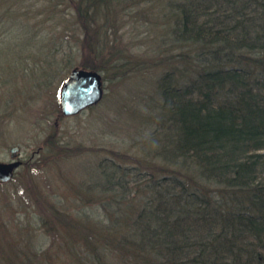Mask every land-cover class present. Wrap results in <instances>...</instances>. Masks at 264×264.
<instances>
[{
    "label": "trees",
    "instance_id": "obj_1",
    "mask_svg": "<svg viewBox=\"0 0 264 264\" xmlns=\"http://www.w3.org/2000/svg\"><path fill=\"white\" fill-rule=\"evenodd\" d=\"M48 1L72 8L81 67L166 70L144 138L103 148L98 177L67 182L60 201L28 188L46 210L43 231L0 224V264H264V0H125L122 9L124 0ZM141 4L154 8V22L149 13L142 21L163 17L169 37L134 61L109 32L121 26L117 14ZM51 134L39 150L54 151L46 161L86 151Z\"/></svg>",
    "mask_w": 264,
    "mask_h": 264
},
{
    "label": "rangeland",
    "instance_id": "obj_2",
    "mask_svg": "<svg viewBox=\"0 0 264 264\" xmlns=\"http://www.w3.org/2000/svg\"><path fill=\"white\" fill-rule=\"evenodd\" d=\"M125 4L124 0L118 8ZM149 6L122 10L115 16L117 26H121L115 33L109 32L110 40L116 39L123 53L134 61L150 59L160 40L169 37L160 32L165 27L161 24L163 17L152 25L142 21L144 13H149L154 22V8ZM71 9L48 0H0V161L8 162L10 148L20 146L24 162L10 183L0 184V224L11 233L29 228L32 232L43 231L41 216L46 210L39 209L42 200L36 198L35 202L28 188H34L40 199L53 195L61 200L67 194V182L82 183L86 178L98 177L97 165L105 157L103 148L127 149L152 127L147 112L157 99L154 81L166 68L137 74L134 68L128 75L122 69L100 72L106 78L102 101L75 116L59 117L63 83L73 69L83 68L78 26ZM50 51H58V64L50 58L47 62ZM62 57L66 62L61 61ZM134 65L129 63L127 69ZM54 129L67 149L86 151L75 156L71 152L70 157L65 153L60 158L55 155V160L46 161L54 151L39 150ZM97 149L102 152L89 153ZM71 204L64 203V209H80L78 204ZM81 210L91 215L103 212L89 206Z\"/></svg>",
    "mask_w": 264,
    "mask_h": 264
},
{
    "label": "water",
    "instance_id": "obj_3",
    "mask_svg": "<svg viewBox=\"0 0 264 264\" xmlns=\"http://www.w3.org/2000/svg\"><path fill=\"white\" fill-rule=\"evenodd\" d=\"M104 97V82L100 72L73 69L63 83L60 106L64 116H75L91 106L97 105ZM20 146L10 148V160L0 161V184L10 183L23 165Z\"/></svg>",
    "mask_w": 264,
    "mask_h": 264
}]
</instances>
